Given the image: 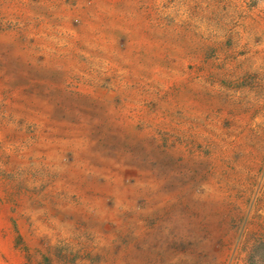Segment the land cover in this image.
<instances>
[{"label": "rangeland", "instance_id": "obj_1", "mask_svg": "<svg viewBox=\"0 0 264 264\" xmlns=\"http://www.w3.org/2000/svg\"><path fill=\"white\" fill-rule=\"evenodd\" d=\"M0 264H264V0H0Z\"/></svg>", "mask_w": 264, "mask_h": 264}]
</instances>
